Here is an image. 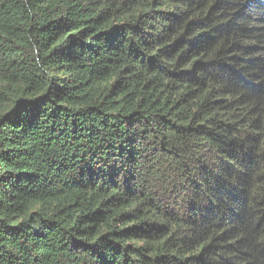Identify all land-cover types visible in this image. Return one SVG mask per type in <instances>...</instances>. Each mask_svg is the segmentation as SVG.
I'll return each mask as SVG.
<instances>
[{
	"label": "trees",
	"instance_id": "16d2710c",
	"mask_svg": "<svg viewBox=\"0 0 264 264\" xmlns=\"http://www.w3.org/2000/svg\"><path fill=\"white\" fill-rule=\"evenodd\" d=\"M0 264H264V0H0Z\"/></svg>",
	"mask_w": 264,
	"mask_h": 264
}]
</instances>
